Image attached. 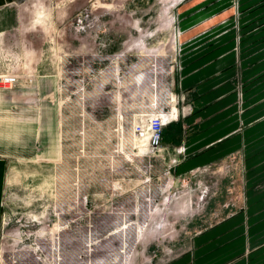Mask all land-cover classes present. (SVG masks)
<instances>
[{
	"label": "rangeland",
	"instance_id": "374dc122",
	"mask_svg": "<svg viewBox=\"0 0 264 264\" xmlns=\"http://www.w3.org/2000/svg\"><path fill=\"white\" fill-rule=\"evenodd\" d=\"M255 1L19 0L0 10V264H170L203 251L250 264L246 153L197 151L184 163L182 125L203 121L201 92L184 88L188 66L216 42L233 44L239 63L245 21L264 7ZM219 9L230 29L207 41L205 18ZM158 114L175 142L166 153L134 134Z\"/></svg>",
	"mask_w": 264,
	"mask_h": 264
},
{
	"label": "crops",
	"instance_id": "0c3cea01",
	"mask_svg": "<svg viewBox=\"0 0 264 264\" xmlns=\"http://www.w3.org/2000/svg\"><path fill=\"white\" fill-rule=\"evenodd\" d=\"M17 1L0 0V10ZM261 1L264 3V0H257L254 4ZM220 12L221 9L216 11L215 15H219L215 18L212 14L205 18L204 37L209 36L207 41L212 40V34H219L222 40L230 29L225 18L227 15ZM245 22L251 26V34L241 45L239 63L233 53V44L215 41L214 44L204 45L203 58L194 60L184 73L189 80L184 83V88L201 92L203 99V121L192 123L189 117L182 125L183 131L188 134L185 147L189 158L184 163H190L191 156L197 151H203L202 155L207 159H217L233 151H245L250 164L248 178L252 180L250 264H264V7L253 11ZM244 80L247 82L246 110L239 112L237 86L238 81ZM170 126L174 128L177 125L173 121ZM161 143L163 153L175 144L173 139L168 142L162 139ZM5 163L4 157H0V225ZM234 256L203 251L201 255H188L170 264H233L230 261ZM237 264H244V261Z\"/></svg>",
	"mask_w": 264,
	"mask_h": 264
},
{
	"label": "built area",
	"instance_id": "2783aa9c",
	"mask_svg": "<svg viewBox=\"0 0 264 264\" xmlns=\"http://www.w3.org/2000/svg\"><path fill=\"white\" fill-rule=\"evenodd\" d=\"M1 79V78H0ZM14 79L11 76L4 77V82L11 83ZM168 122L165 114H158L154 117L146 118L138 123L134 128V134L138 140H145L146 145L152 149H157L163 139V126Z\"/></svg>",
	"mask_w": 264,
	"mask_h": 264
},
{
	"label": "bare ground",
	"instance_id": "6f19581e",
	"mask_svg": "<svg viewBox=\"0 0 264 264\" xmlns=\"http://www.w3.org/2000/svg\"><path fill=\"white\" fill-rule=\"evenodd\" d=\"M39 14H41V12H40ZM138 141H141V142H144V143H146V142H145V140H138Z\"/></svg>",
	"mask_w": 264,
	"mask_h": 264
}]
</instances>
